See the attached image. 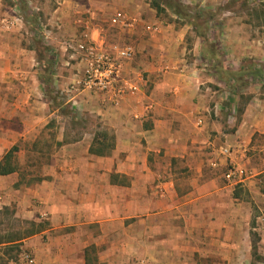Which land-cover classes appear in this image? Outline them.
Returning <instances> with one entry per match:
<instances>
[{
	"label": "crops",
	"instance_id": "0c3cea01",
	"mask_svg": "<svg viewBox=\"0 0 264 264\" xmlns=\"http://www.w3.org/2000/svg\"><path fill=\"white\" fill-rule=\"evenodd\" d=\"M257 37L240 36V47L212 54L193 36L187 63L182 36H137L145 66L123 67L136 91L107 100L97 114L112 137L104 154L92 153L99 132L65 143L69 130L60 128L40 174L23 181L10 164L13 171L0 175V212L11 206L14 216L43 224L21 241L32 264H86L90 245L104 248L103 264H243V212L226 205L235 199L218 171L250 165L249 184L264 189V36ZM217 53L230 62L216 61ZM5 56L0 46V163L53 114L36 71L4 66ZM263 198L252 255L264 253Z\"/></svg>",
	"mask_w": 264,
	"mask_h": 264
},
{
	"label": "rangeland",
	"instance_id": "374dc122",
	"mask_svg": "<svg viewBox=\"0 0 264 264\" xmlns=\"http://www.w3.org/2000/svg\"><path fill=\"white\" fill-rule=\"evenodd\" d=\"M165 1L172 2V7L179 6L175 7L179 15L164 6ZM115 11L135 18L134 27L127 30L111 26L109 18ZM145 26L150 27L148 31L144 29ZM194 30L206 36L202 40L205 48H210L213 53L215 50L228 53L240 47V36H244L247 43L258 40L257 36H264V0H0V46L8 55L4 57L2 65H17L25 68V71L34 69L38 78L45 80L39 90L43 93L44 89L41 98L50 101L48 109L53 113L43 129L31 131L28 137L14 144L16 150L11 155L10 164L21 169L25 176L23 181L27 180V175L41 173L43 164L59 146L55 138L60 128L69 130L64 137L65 143L93 130L106 135L103 146L106 144L108 148L112 143L108 127L97 115L104 111L107 99L83 90L77 84L81 71L80 56L70 47H74L82 32H86L90 38H100L99 42L94 43L104 49L113 45H130L134 55L124 66L131 64V67L142 68L145 66L141 64L143 58L139 57L135 48L139 43L134 40L137 36L143 41L149 36H182L177 50L183 53L182 56L189 63L191 52L187 51L193 44V36H197ZM112 40H115V44ZM259 46L264 48V44L260 43ZM167 48V45L164 46V49ZM182 48L186 50L182 51ZM215 60L230 62L221 55L218 57V53ZM250 63V60L245 62L246 65ZM17 86L19 89L20 85ZM3 90L6 100L10 101L12 90ZM226 166L218 171L219 174L229 167ZM243 167L251 174L250 165ZM252 177L251 174L237 185L224 181L230 186L228 195L235 199L225 201L227 206L231 203L232 208L238 204L236 208L243 212V235L246 238L243 255L247 258L243 264H264V253L256 255L254 249L252 255L249 248L255 241L251 227H256L260 222L256 219L259 215L257 207L261 205L257 198L260 199L264 194L260 183L249 184ZM26 222L14 216L11 206L3 209L0 212V240L21 238L28 229ZM21 241L11 248L0 246V264H17L24 254L34 258ZM103 251L101 245L86 248V264H103L97 261Z\"/></svg>",
	"mask_w": 264,
	"mask_h": 264
},
{
	"label": "built area",
	"instance_id": "2783aa9c",
	"mask_svg": "<svg viewBox=\"0 0 264 264\" xmlns=\"http://www.w3.org/2000/svg\"><path fill=\"white\" fill-rule=\"evenodd\" d=\"M109 24L131 30L136 20L121 11H115L109 18ZM70 48L80 56L81 71L77 84L83 90L100 94L113 104H117L124 95H132L136 91V87L123 78L124 64L132 59L134 53L130 45H113L104 49L96 45L86 32H82L74 47ZM221 153L227 154L229 150H222ZM250 175L244 167L230 164L223 177L228 183H241ZM32 262V257L24 254L18 264Z\"/></svg>",
	"mask_w": 264,
	"mask_h": 264
},
{
	"label": "trees",
	"instance_id": "16d2710c",
	"mask_svg": "<svg viewBox=\"0 0 264 264\" xmlns=\"http://www.w3.org/2000/svg\"><path fill=\"white\" fill-rule=\"evenodd\" d=\"M170 1V0H169ZM172 3V2H171ZM168 3L167 1H165L163 3L164 6H166L168 9H171V11L175 14V15H179V12L177 11V9H175V7H179L176 6L172 7V4ZM155 9H157L156 7H154ZM184 16H186V14H184ZM197 27L195 26V29ZM194 32L196 33L197 36L202 37V39L204 40V36H202V34H200L199 32H197V30H194ZM209 50H211L210 48H207ZM212 54H213V50H211ZM40 82L42 84H44L45 80L43 78H39ZM100 137L101 141L98 143V147L95 148L94 150H92V153H95L97 155H103L104 154V150L107 148L106 144L105 146H103V141L106 140V135L104 133H100L98 138ZM111 145V144H110ZM110 145L108 147H110ZM16 150V147H11L6 154L4 155L3 159H2V163H0V175H5L8 174L10 172L13 171V166L10 165V158L12 153ZM91 151V150H90ZM28 225V229L25 230L22 235L21 238H14V239H9V238H2L0 240V246L3 247H14L15 245H18L20 243V241L26 237L38 234L39 232H41L43 230V224L42 223H35V222H26ZM8 248V249H9Z\"/></svg>",
	"mask_w": 264,
	"mask_h": 264
}]
</instances>
